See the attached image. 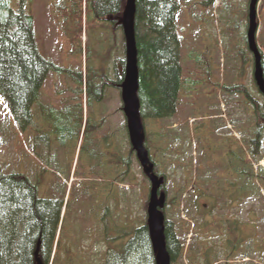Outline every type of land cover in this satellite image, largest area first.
<instances>
[{
  "label": "rangeland",
  "instance_id": "374dc122",
  "mask_svg": "<svg viewBox=\"0 0 264 264\" xmlns=\"http://www.w3.org/2000/svg\"><path fill=\"white\" fill-rule=\"evenodd\" d=\"M62 1L27 0L25 6L33 15L40 54L59 69L45 80L39 103L47 106L53 101L59 114L68 108L71 117L72 129L58 156L59 167L52 158L47 162L41 157L45 147L40 133L50 131L49 124L34 109V127L41 131L22 129L0 97V170L5 175L26 176L38 186L40 197L61 202L54 264L115 263L120 253L127 257V264H152L141 261L142 249L132 246L124 251L135 231L147 224L151 185L132 151L123 112L122 27L112 23L104 27L100 20L91 17L90 21L84 15L82 31H77L76 22L63 30V17L57 16L60 9L54 6ZM174 1L179 5L175 29L182 69L177 111L171 117L144 122L151 159L166 178L164 214L175 243L183 248L172 264H264V97L254 80V57L247 44L250 0ZM19 2L10 0L14 11ZM260 2L257 42L263 59L264 0ZM89 82L102 89L100 100L87 93ZM240 117L244 125L238 123ZM59 125L64 126V119ZM97 130L102 132L103 151L99 169L92 159ZM257 136L255 152L251 141ZM53 138L57 152L61 134ZM230 138L246 145V162L224 170L230 198H221L215 191L213 198L197 199V188L215 183L211 175L217 167L211 164H223L219 151ZM239 143L235 150L240 149ZM222 155L226 157V152ZM205 164L210 165V177L195 184L193 178L201 175ZM63 168L69 179L63 180L64 172H59ZM91 183L103 188L97 202L96 190L88 191ZM204 203L208 210H202ZM206 215L211 222L204 221ZM200 250L207 254L206 261Z\"/></svg>",
  "mask_w": 264,
  "mask_h": 264
},
{
  "label": "trees",
  "instance_id": "16d2710c",
  "mask_svg": "<svg viewBox=\"0 0 264 264\" xmlns=\"http://www.w3.org/2000/svg\"><path fill=\"white\" fill-rule=\"evenodd\" d=\"M64 1L61 5H54L60 9L57 16L63 17V30L69 29L71 24L76 22L77 31L79 29L82 31L84 15L86 19L90 18V21L91 17L96 21L101 20L102 25L105 24L104 27L111 24L105 18H113L116 26L122 27L121 19L126 0H66L65 3ZM26 4L27 0H20L19 9L14 11L10 6V0H0V97L22 129L40 132L41 129L34 127V109L39 103L41 89L48 75L50 72H59V69L57 70L52 62L40 54L33 31V15L25 11ZM136 7L138 97L141 103V117L143 121L171 117L177 111L182 86L180 42L175 29L179 5L174 0H136ZM81 77L82 75L79 76L80 82ZM120 82H123V74L120 76ZM97 88L94 82L87 83V93L100 100L102 89ZM62 115L64 116V113ZM66 116L68 125L64 126L68 127V135L72 129L69 125L71 117L68 113ZM41 120L46 121L51 127L47 116H43ZM52 131L43 129L40 133L41 140L44 141L42 145L45 147L41 157L48 162L53 149L54 161L57 160L55 162L59 167L58 156L64 149V142L58 146L59 151L56 152L48 139L52 141L55 135L61 133ZM62 141L61 139L59 142ZM95 141L97 140L94 139V143ZM258 142V136L251 141L255 152ZM92 159L95 161L94 154ZM64 170L60 169L59 172L67 173L69 179L68 170ZM77 174L82 177V174L78 172ZM87 186L89 192L96 190L95 202L101 200L103 188H94L92 183ZM61 210L60 201L40 197L38 186L26 176L15 173L5 175L0 170V264H37V257L43 264H50L52 258L54 263L59 248L57 239L61 227ZM170 226L166 220L167 249L173 261L181 256L183 248L179 243H175ZM132 246L136 250L142 249L140 253L142 262L151 260L152 264H155L147 224L135 231L134 237L124 251L129 252ZM200 252L204 253L203 250ZM118 256L116 259L119 261L108 264H122L121 259L127 264V257H123V253ZM207 259V254H203V260Z\"/></svg>",
  "mask_w": 264,
  "mask_h": 264
},
{
  "label": "water",
  "instance_id": "95a60500",
  "mask_svg": "<svg viewBox=\"0 0 264 264\" xmlns=\"http://www.w3.org/2000/svg\"><path fill=\"white\" fill-rule=\"evenodd\" d=\"M259 3L260 0H250L247 37L249 50L254 55L255 59L254 80L259 92L264 97L263 59L256 39L259 29ZM136 11V0H126L121 19L123 36L125 39V68L123 82L121 84V99L132 148L136 152L143 171L151 183L147 209V226L150 242L155 255V262L156 264H172L165 236L166 218L163 210L167 198L165 192H162L164 178H160L155 173L154 165L145 147L146 135L140 113L141 103L138 97L139 69L135 30ZM37 264H43L39 257H37Z\"/></svg>",
  "mask_w": 264,
  "mask_h": 264
},
{
  "label": "flooded vegetation",
  "instance_id": "af4514ba",
  "mask_svg": "<svg viewBox=\"0 0 264 264\" xmlns=\"http://www.w3.org/2000/svg\"><path fill=\"white\" fill-rule=\"evenodd\" d=\"M105 19L107 20V22L112 23L113 26H114V24L116 26V23H114L113 18H105ZM67 109H65V111H64V117H61L60 115L62 113L59 114L58 111H56L55 105H54L53 101H51V103H49V105H47V106L44 103H42V104L38 103L35 106V110L37 111V114L38 115H41L40 119H43V116H47L48 121H49V123L51 125L50 132L53 130L55 132L61 133V139L63 141L62 142H59L58 143V146L61 145V144H63L64 139H65V137L67 136V133H68V127L67 128L65 126L61 127L59 125V122H61L63 119H64V125H68L67 116H66L67 115ZM57 114H59V115H57ZM245 122L246 121H244L240 117V121L238 123L244 125ZM233 123L235 124V122H233ZM98 131H100V130H97V139L96 140L98 141L97 142L98 143V146L96 147V145H95V150L96 151L94 153V158H95V161H96V168L97 169H99L101 167V161L103 159V151H102V147H101V144H100L101 143V138H102V132H100V134H98ZM242 132H243V129H242ZM64 133H65V136H64ZM98 136H99V138H98ZM48 141H49L50 146L53 147V148H55L54 138H52V141H51V139H48ZM42 142H44V141H42ZM231 142L229 141L228 144L225 143V146L224 145L222 146V147H224L223 148V152H226V157L224 155H222L223 152L219 151V155H221V157H223V161H224L223 164L222 165H214V164H211V165L217 167L216 168L217 171L214 172L211 175V178H212V180L215 183H213L211 186L197 188L196 189V191H197L196 194L197 195H195L197 199L205 198L207 196L209 198H213L212 196H215V191L217 192V195L219 197H221V198H226V199L230 198L229 196L231 195V193H230L231 189H229V187H230L229 186V183H230L229 176H225L227 173L225 174L224 173V170H226L227 172H229L228 170H230L232 168L233 164H237L238 163V164H240V166H242L246 162V153H245L246 145L240 139H234V140L231 139ZM237 142H240L239 143V148L240 149L235 150L234 148H236L238 146ZM57 147H56V149H57ZM114 147H115V151H113V152H115V153H113V156H114V159H116L117 158L116 145H114ZM53 153H54V150L51 149L50 158H52V160L54 161V155H53ZM52 155H53V157H52ZM55 161H57V160H55ZM225 163H226V165H225ZM209 167H210V165H206L205 164V168L202 169L201 175L198 176L196 174L195 175L196 177L193 178V182L195 183V182H198V181H201L202 180V183H205L204 182V178L205 177H210L209 171H208ZM200 169H201V166L199 167V170ZM162 174L163 173H161V176L163 177ZM245 175L246 174L243 171L242 172V176H245ZM66 176H67V173L64 172L63 180L65 179ZM195 178H196V180H195ZM206 182H208V181H206ZM194 190H195V188H194ZM201 207H202V210H208L209 209L207 203L201 204ZM199 215H201V213H199ZM208 216L209 215H206L204 217V221L205 220H207V221L209 220L210 221V218ZM233 220H235V219H233ZM198 221H200V218L198 219ZM204 221H200V222L202 224H206ZM200 229L201 228H199V230Z\"/></svg>",
  "mask_w": 264,
  "mask_h": 264
}]
</instances>
